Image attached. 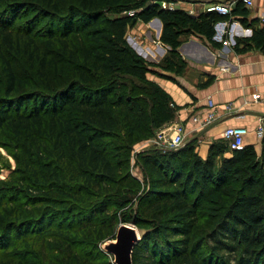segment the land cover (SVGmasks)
Listing matches in <instances>:
<instances>
[{
	"label": "trees",
	"instance_id": "1",
	"mask_svg": "<svg viewBox=\"0 0 264 264\" xmlns=\"http://www.w3.org/2000/svg\"><path fill=\"white\" fill-rule=\"evenodd\" d=\"M32 1L39 5L34 4L30 17L19 21L25 10L20 9L21 0H0L4 77L0 125L17 138L24 134L32 157L25 169L35 176L39 172L42 180L34 184L38 194L31 196V202L44 207L39 215L27 210L28 218L0 223V264H34L10 255L18 252L19 241L34 247L40 236L54 238L52 247L58 250L59 264H93L107 253L98 244L114 236L118 221L131 222L142 230L132 251V264H264V145L260 160L253 144L232 149V155L216 172L210 156L199 158L190 141L176 150L153 148L138 153L135 161L147 189L136 195L128 181L129 173L123 170L128 169L134 141L149 133L134 127L130 113L136 108L114 91L116 75H126L141 84L131 88L132 94L138 88V94L148 98L151 129L173 120L180 108L166 89L147 76V62L127 44L125 31L132 19L161 21L159 40L168 48L158 64L162 70L158 74L175 82L174 76L185 66L178 51L184 36L195 34L219 47L215 24L236 17L251 28V33L234 38L232 49L236 53L252 49L264 52V21L249 18V8L241 0H236L225 15L162 7L163 0ZM35 36L47 50L57 51L59 58L47 60L46 51L32 45ZM26 41L22 52H28L29 57L38 55L40 85L46 89L54 80L55 93H15L18 78L4 50H16ZM63 56L68 70L57 67ZM48 71L53 72L51 77ZM59 74L65 76L58 82ZM217 143L228 148L225 141L224 145ZM214 145L211 143L210 149ZM33 153L38 171L33 169ZM231 178L232 185L225 187ZM44 182L46 188L42 187ZM26 187L31 190L30 185ZM53 187L71 202L55 211L58 218L51 210L63 201L50 196ZM93 198L96 200L81 210L79 204ZM134 201L136 208L125 215L122 209ZM109 205H117L122 211L119 220L108 213ZM200 205L216 208L205 232L199 230ZM9 210V217L17 215L15 207ZM56 218L57 223L51 226ZM79 238L93 244L90 250L73 246ZM53 261L48 259V264Z\"/></svg>",
	"mask_w": 264,
	"mask_h": 264
},
{
	"label": "rangeland",
	"instance_id": "2",
	"mask_svg": "<svg viewBox=\"0 0 264 264\" xmlns=\"http://www.w3.org/2000/svg\"><path fill=\"white\" fill-rule=\"evenodd\" d=\"M21 3L23 6L20 5V9H25V10L24 11L22 10V15H23L22 17L24 18H22L19 21H22L25 18H29L31 15L32 8H34V4L39 5V3L33 2L32 0H21ZM23 3H27V4H23ZM34 15L35 13L31 17H33ZM25 16H29V17H25ZM138 21L139 20H134L132 22L131 20L129 24L127 25V28L125 31V37H126L127 44L132 49H134L137 53H139L147 62L146 65L148 66V70H149L147 72V76L157 75L159 71L162 72L158 64L166 52L163 54L162 53L160 54L159 50H156L155 46L153 47L151 46L152 47L151 50L149 49L150 53L154 54L155 50L159 53V54H156L157 53L156 52L154 54V57L158 58L157 62H153L149 60L147 56L143 54V50L145 48H143L142 43L148 42V43H151L152 45H154L155 43H153L152 38L149 39L146 37L145 26L141 23V21L139 22ZM136 22H138L137 24H140V25L142 24V25L136 26ZM22 27L23 25L21 26V28ZM27 44H28V41L24 42L23 44L20 42V46L16 50H13V51L4 50V53L9 58L12 69L18 78V84L16 85L17 90L15 93H18V94L22 93V94H28V95H30L33 92L38 93L40 95H51L55 93L56 82L54 80H52L51 82L49 81V84L47 85L48 88L46 89H43L42 86L40 85V83L42 82L41 81L42 74H40V72L37 70V66L39 64L38 55L32 54L29 57L27 54L28 52H25V53L22 52L23 50L22 47L26 46ZM32 45L38 46V47L40 46V49H42L43 51H46L45 56L47 60L50 58L57 59L60 56V54L57 51L47 50V48H45V46L41 43V40H39L37 36H35V41L34 43H32ZM31 47L32 46L30 44L28 48H31ZM67 65L68 64L65 62V57L63 56L61 61L58 62L57 67L68 70ZM61 69L59 71H62ZM1 72L2 71H1V63H0V95L3 92V79H4ZM52 73H53L52 71H48L47 75L51 77ZM68 73H70V71H68ZM64 76H65L64 74H59L57 76L58 78L57 81L58 82L62 81ZM202 79H203L202 77H198V78L191 77L190 80L194 83H201L199 81H201ZM207 79L210 80L209 76L207 77ZM114 81H115L114 91L117 94L122 93L124 101H126L128 104L133 105L136 108V110L131 111L130 113L131 121L133 122L134 127L137 130H140L145 133H149L148 137L139 136L134 141V143L131 146V151L129 155L128 169L123 170V173H126V172L129 173L130 177L128 181L130 182L131 187L133 184V189L134 191H136L135 194L138 195L147 189V181L145 180L140 168L138 167L135 161L136 159L135 157L138 153H145L148 150L153 149V148L158 149L151 143V139L154 135L155 129H151V124L148 119L147 111H148L149 100L145 95L141 96L140 94H138V91H139L138 88H135L134 90L135 94L134 93L132 94L131 88L134 87V85L136 86L141 85L138 81L133 80L132 78L126 75H123V74L116 75V77L114 78ZM140 108L143 110L142 112H140L139 110ZM119 130H117V132ZM23 137H24V134H22L20 138H17L13 133L10 132V130L6 126L0 125V223L7 221V220L12 223L14 221L17 222L20 219H22L21 217L28 218L27 216L29 214L27 210H32L35 215V214H38L40 211H42L44 207V204L42 203H36L32 205V202H31V196H35L38 194L37 190L33 188L34 184L42 180H40L39 172H37V175L35 176V175L30 174V172L25 169V163L27 161L30 162L32 157H29L31 156L28 153L30 149L28 148L27 142L24 141ZM215 138H218L217 135ZM188 141H190L189 143L193 144L194 153L199 158L204 160L205 158L210 156V159L214 166L213 167L214 172H216V170L219 169V167L222 165L225 158H228L232 155L231 150L229 148L223 149L219 147L217 143L218 141H221L223 145L225 144L222 139L214 140L213 143L215 145L212 147V149H210L211 144H209V142L206 141V139H202L200 136L194 137L192 136V134H190V132H187V133L184 132L183 145L187 143ZM245 144H254L257 148L259 147L258 149L259 151H257L258 153L257 158L258 160H260L261 159L260 150H261L262 144L258 142L257 135L255 134V132H248L247 134L243 135V145ZM263 145H264V142H263ZM32 155H34L33 158H35L34 163H33L34 164L33 169L38 171V159L36 157L37 155L34 153ZM22 177L23 179H21ZM232 177H233V174H232ZM27 185L31 186V190L30 188L28 189L26 187ZM70 185H72V182L70 183ZM231 185H232V178L229 182H227V185H225V187H229ZM42 187L44 188L47 187L46 182H44V186ZM50 196L53 198H56V200L58 201H60L61 199L63 201L61 203H56L55 204L56 208L54 210H51L52 213L58 214L57 216L58 218L59 213H56L55 211L58 208H60L61 210L62 207L64 208L67 207V205H70L71 202H69L67 198H63L62 196L58 195V193L54 190V187L52 190H50ZM93 199L94 200H89V202L88 200L87 202H81L79 204L80 207H82L81 210L90 206L91 201L96 200V198H93ZM135 201L132 203V206H128L122 209L125 215L129 216V214L133 211V209L136 208ZM17 205H27V206L24 208H19V206ZM116 206L117 205H109L110 209L108 213L110 215L115 214L116 219L119 220L122 214V211H119ZM13 207H15V213L19 216L17 215L11 216V217L8 216L9 215L8 213H10L11 211L9 209H12ZM215 210L216 208H214L213 206L200 205L199 207V213H200L199 228L200 229L199 230L203 232L208 231V229L210 228L208 224H209V221L214 219V216L212 213H215L216 212ZM105 216L107 215L105 214ZM57 218L55 221L52 222L51 226H54L57 223ZM44 221L47 222L46 220ZM118 222L120 223V221ZM125 223H131V222H125ZM136 229L138 231L139 236H141L142 230L138 229L137 227ZM52 239H47L46 237L40 236V238H38V240L36 241L34 247H31V246L28 247L26 246L25 242L19 241L20 244L17 248L18 252H15L14 254L10 256H14V259L21 258L22 260L27 261L28 263H31L32 261L34 264H48V259L54 260L53 264H59V261H57V258L59 256L58 250H56L55 247H52V244H53ZM72 243H73V246L81 247V250H84V251L90 250V248L93 245L81 238L74 240ZM98 246L101 247V244H98ZM26 250L31 251V253L26 254L25 253ZM11 251L12 250L9 248V252ZM35 253H37L36 256H34ZM43 255L45 256V259ZM4 256L5 258L8 257L6 254H4ZM100 257H102V260H99L98 262L94 261L93 264H103L104 262H107V261H110L111 264H114L113 257L110 254L105 253V255L103 256L101 255Z\"/></svg>",
	"mask_w": 264,
	"mask_h": 264
},
{
	"label": "crops",
	"instance_id": "3",
	"mask_svg": "<svg viewBox=\"0 0 264 264\" xmlns=\"http://www.w3.org/2000/svg\"><path fill=\"white\" fill-rule=\"evenodd\" d=\"M219 1L234 5L236 0H173L172 5L188 12L191 10L192 14H198L208 3ZM248 17L257 18L259 22L264 21V0H254L249 8ZM138 22L136 26L143 24L146 37L152 38L155 43L154 45L148 42L142 43L146 51L145 53L143 50V54L149 60L157 62L158 58L154 57L156 50L163 54L168 48L159 40L161 21L152 18L146 23L141 22V25L137 24ZM228 23L233 38L248 36L251 33V28L242 24L236 17L228 19ZM151 46L156 48L154 54L149 51ZM178 51L185 66L180 74L174 76L176 82L159 74L148 77L166 89L175 104L184 106V110L180 109L176 113L174 120L182 122L185 132H190L194 137L200 136L209 144L216 139H223L222 132L228 126H245L248 132H255L258 116L264 113V101L253 100L254 93L264 94V52L252 49L236 53L232 45L222 46V44L219 47H212L204 38L195 34L184 36ZM208 76L210 80L207 79ZM191 77L203 79L199 81L201 83H194L190 80ZM207 96H210L215 103L216 120L206 127H201V123L190 120V114L192 112L201 116L205 114ZM228 103L231 105V110L225 108ZM216 135L218 138H215ZM262 138L263 136L257 135L258 142L263 145ZM254 148L259 151V147L254 145Z\"/></svg>",
	"mask_w": 264,
	"mask_h": 264
},
{
	"label": "built area",
	"instance_id": "4",
	"mask_svg": "<svg viewBox=\"0 0 264 264\" xmlns=\"http://www.w3.org/2000/svg\"><path fill=\"white\" fill-rule=\"evenodd\" d=\"M243 5L250 8L253 5L254 0H241ZM235 4V3H234ZM162 7H174L172 2L165 0L160 1ZM233 6V3L219 1L208 3L203 11H213L221 15L229 14ZM130 11L129 13H131ZM191 13V10L189 11ZM230 19V18H228ZM228 19L219 20L215 24L216 34L222 46H230L234 43L233 32L229 29ZM253 100H263L264 94L254 93ZM227 110H231V105L228 103L225 105ZM184 110V106H180L176 113L180 110ZM190 120L193 122L201 123V127H206L216 120L215 103L210 96L206 97V111L203 116L199 113H191ZM256 134L260 137L264 136V113L260 114L257 119V123L254 128ZM185 127L182 122L178 120H171L162 124L156 128L154 135L151 139V143L161 151L176 150L184 143ZM248 132L245 126H228L222 132L223 140L226 142L230 150L235 148H241L243 146V135Z\"/></svg>",
	"mask_w": 264,
	"mask_h": 264
},
{
	"label": "water",
	"instance_id": "5",
	"mask_svg": "<svg viewBox=\"0 0 264 264\" xmlns=\"http://www.w3.org/2000/svg\"><path fill=\"white\" fill-rule=\"evenodd\" d=\"M139 238L133 223L120 222L114 236L103 241L101 247L113 257L114 264H132V251Z\"/></svg>",
	"mask_w": 264,
	"mask_h": 264
}]
</instances>
